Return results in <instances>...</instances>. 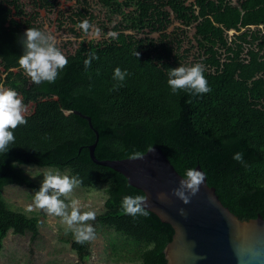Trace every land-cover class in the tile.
<instances>
[{
    "label": "trees",
    "instance_id": "16d2710c",
    "mask_svg": "<svg viewBox=\"0 0 264 264\" xmlns=\"http://www.w3.org/2000/svg\"><path fill=\"white\" fill-rule=\"evenodd\" d=\"M99 2L115 23L116 37L80 42L65 55L68 63L55 83L36 85L19 65L21 37L29 27L43 29L35 16H25L19 0H0V86L14 89L23 105H35L24 116L26 124L10 129L15 137L10 150L0 152V252L9 232L30 233L32 242L40 235L39 216L13 209L3 196L11 184L39 190L24 169L35 165L69 169L83 188L107 186L105 208L90 224L95 236L105 237L110 257L167 264L164 249L174 229L150 211L135 217L124 212L123 197L144 193L92 161L88 147L96 134L74 111L90 116L99 132V160L138 157L157 146L185 178L200 165L222 203L240 219L264 217V0ZM35 3L45 10L54 6L50 0ZM86 14L92 21L94 15L80 9L71 18L75 26ZM172 16L181 27L168 33ZM150 32H160L159 38ZM186 40L189 48L180 52ZM193 50L194 60L186 62ZM90 52L99 59L85 68ZM198 62L211 91L172 93L168 70ZM116 68L129 73L122 84L113 79ZM236 153H243L245 164L233 159ZM64 241L81 262L91 256V240L80 244L70 233Z\"/></svg>",
    "mask_w": 264,
    "mask_h": 264
},
{
    "label": "water",
    "instance_id": "95a60500",
    "mask_svg": "<svg viewBox=\"0 0 264 264\" xmlns=\"http://www.w3.org/2000/svg\"><path fill=\"white\" fill-rule=\"evenodd\" d=\"M74 113L86 119L96 134L95 143L88 147L92 161L122 174L129 185L144 193L147 211L174 229L164 249L167 264H264V217L242 220L235 215L208 184L200 165L195 170L204 180L195 195L186 192L190 199L185 203L174 195L185 177L161 148L154 146L135 159L99 160L95 155L99 132L90 116Z\"/></svg>",
    "mask_w": 264,
    "mask_h": 264
},
{
    "label": "rangeland",
    "instance_id": "374dc122",
    "mask_svg": "<svg viewBox=\"0 0 264 264\" xmlns=\"http://www.w3.org/2000/svg\"><path fill=\"white\" fill-rule=\"evenodd\" d=\"M14 1V0H9ZM54 6L50 10L37 7L35 0H19L20 5L24 9L25 16L28 18L35 16V23L40 25L42 29L51 33L57 40V46L64 55L74 53L82 41H102L109 38L110 33L115 32L113 27L115 23L109 22L106 10L102 7L99 0H50ZM80 9L88 10L94 18L92 21L89 15L84 16V20H88L91 27L88 33H85L80 24L75 26L71 18ZM38 13V14H36ZM27 14V15H26ZM16 19H20L16 17ZM172 24L166 30L168 33L177 30L181 24L171 17ZM188 29L189 39H192L193 30ZM97 30H99L97 34ZM116 33V32H115ZM150 37L159 38L160 32H150ZM140 34L139 37H144ZM189 48L188 40L180 52H184ZM196 51L193 50L186 59L194 60ZM19 98L22 101L21 96ZM24 116L34 112L35 105L30 103L24 105ZM27 174L37 182L40 186L43 181V173L47 172L50 167H39L35 165L24 166ZM62 174L71 176L69 169L61 171ZM106 185H98L92 188L76 187L67 198L77 200L81 206V211H94L97 214L103 212L105 201L107 199ZM38 190L30 189L26 186L11 184L5 187L3 196L8 204L17 210H23L29 215L37 214L41 220L40 235L36 241H31V234L18 235L9 232L4 240V246L0 252V264H139L138 262H117L109 255L106 250L105 237L102 233H98L90 242L91 256L81 262L77 253L72 249L71 244L65 242L73 233L62 218L48 214L45 210L36 208L33 202L35 192ZM32 206V211H28ZM90 224V220L87 222Z\"/></svg>",
    "mask_w": 264,
    "mask_h": 264
},
{
    "label": "clouds",
    "instance_id": "9594fccd",
    "mask_svg": "<svg viewBox=\"0 0 264 264\" xmlns=\"http://www.w3.org/2000/svg\"><path fill=\"white\" fill-rule=\"evenodd\" d=\"M93 27L88 20L80 24V28L88 33ZM99 30H97L98 34ZM110 35L115 38L116 33ZM21 43L24 53L19 57V65L31 78L36 85L47 81L55 83L59 70L63 69L68 60L61 49L57 47V40L51 34L38 28L29 27L21 37ZM137 57L139 53H136ZM99 57L94 53H88V58L84 61L85 68L91 66V62ZM205 66L202 63H196L191 66L180 65L177 68L168 70V85L172 93L178 90H186L190 94H205L211 91L208 82L204 76ZM129 75L127 70L116 68L113 79L120 81L121 84ZM120 86V85H118ZM24 105L19 94L14 89L0 86V152L7 153L9 145L15 142L13 131L18 125L26 124L24 115ZM134 154L132 159L137 158ZM242 165L243 153H236L233 157ZM204 180V175L195 170L189 169L186 172V178L180 181L179 187L174 189V195L182 199L185 203L189 202L190 197L186 192L192 195L198 191V186ZM82 181L78 176H69L62 174L59 169H50L43 173V181L38 191L35 192L33 202L36 208L45 210L50 215L59 216L67 224L68 228L74 233L77 243L83 244L95 238V229L87 222L95 220L94 211H81L79 202L75 199L66 202L69 194L78 187ZM164 194H160L163 198ZM64 197L65 199H61ZM148 200L144 195L125 196L122 199V208L126 214L136 216L137 214L148 215ZM28 211H32L29 206ZM181 213L183 210L181 209Z\"/></svg>",
    "mask_w": 264,
    "mask_h": 264
},
{
    "label": "built area",
    "instance_id": "2783aa9c",
    "mask_svg": "<svg viewBox=\"0 0 264 264\" xmlns=\"http://www.w3.org/2000/svg\"><path fill=\"white\" fill-rule=\"evenodd\" d=\"M234 33V31H230V34Z\"/></svg>",
    "mask_w": 264,
    "mask_h": 264
}]
</instances>
